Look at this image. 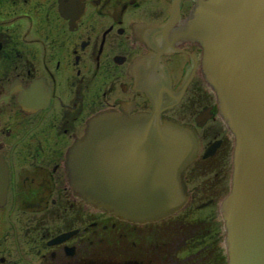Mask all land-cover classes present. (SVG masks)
Here are the masks:
<instances>
[{"label":"flooded vegetation","instance_id":"obj_1","mask_svg":"<svg viewBox=\"0 0 264 264\" xmlns=\"http://www.w3.org/2000/svg\"><path fill=\"white\" fill-rule=\"evenodd\" d=\"M201 0H0V264H228L235 139L186 36ZM190 131L186 203L130 223L77 191L68 155L96 117Z\"/></svg>","mask_w":264,"mask_h":264},{"label":"water","instance_id":"obj_2","mask_svg":"<svg viewBox=\"0 0 264 264\" xmlns=\"http://www.w3.org/2000/svg\"><path fill=\"white\" fill-rule=\"evenodd\" d=\"M235 137L232 189L222 204L228 264H264V0H201L186 31ZM193 134L154 117H96L68 155L76 191L130 223H153L186 203L181 176Z\"/></svg>","mask_w":264,"mask_h":264}]
</instances>
